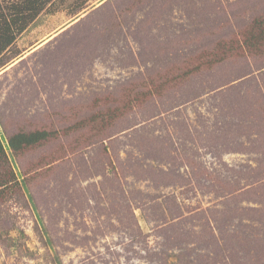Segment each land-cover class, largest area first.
Returning <instances> with one entry per match:
<instances>
[{
    "label": "rangeland",
    "instance_id": "1",
    "mask_svg": "<svg viewBox=\"0 0 264 264\" xmlns=\"http://www.w3.org/2000/svg\"><path fill=\"white\" fill-rule=\"evenodd\" d=\"M72 4L0 64V264H264V0Z\"/></svg>",
    "mask_w": 264,
    "mask_h": 264
},
{
    "label": "trees",
    "instance_id": "2",
    "mask_svg": "<svg viewBox=\"0 0 264 264\" xmlns=\"http://www.w3.org/2000/svg\"><path fill=\"white\" fill-rule=\"evenodd\" d=\"M69 0H0V64L2 58L16 45L17 38L34 24L38 16L46 12L54 14L58 9L66 6ZM72 8L66 13L75 16L89 2V0H72ZM58 8V9H57ZM64 11V10H63ZM262 22H257L262 27ZM1 66V65H0ZM48 137L45 131L31 133L19 132L7 139L4 144L0 134V162L5 161L6 150L18 152L26 147H31L44 142ZM4 186L0 183V187Z\"/></svg>",
    "mask_w": 264,
    "mask_h": 264
}]
</instances>
